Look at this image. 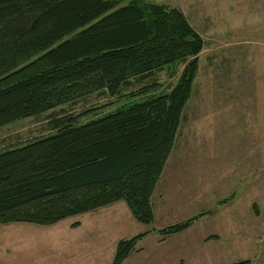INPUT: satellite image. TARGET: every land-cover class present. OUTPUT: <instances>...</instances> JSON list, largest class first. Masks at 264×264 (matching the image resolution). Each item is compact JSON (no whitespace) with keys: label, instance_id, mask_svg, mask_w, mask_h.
<instances>
[{"label":"trees","instance_id":"1","mask_svg":"<svg viewBox=\"0 0 264 264\" xmlns=\"http://www.w3.org/2000/svg\"><path fill=\"white\" fill-rule=\"evenodd\" d=\"M203 48L182 11L163 4L0 0V128L92 94L125 99L84 122L97 110L59 118L49 134L0 150V225L50 226L120 201L137 222L151 224L152 194ZM171 66L182 68L168 92L143 97L148 85L121 93ZM194 219L158 233H181ZM147 233L118 241L111 264H122Z\"/></svg>","mask_w":264,"mask_h":264},{"label":"rangeland","instance_id":"2","mask_svg":"<svg viewBox=\"0 0 264 264\" xmlns=\"http://www.w3.org/2000/svg\"><path fill=\"white\" fill-rule=\"evenodd\" d=\"M144 1L178 8L204 40L191 97L152 194L153 222H137L120 201L98 209L97 217L0 225V264H73L67 258L83 253L111 264L118 241L144 232L122 264H264V0ZM181 68L134 79L121 93L148 85L143 97L168 92ZM121 98L92 94L1 127L0 150L49 134L64 116L97 110L84 122L112 111ZM191 218L179 234L158 233Z\"/></svg>","mask_w":264,"mask_h":264},{"label":"crops","instance_id":"3","mask_svg":"<svg viewBox=\"0 0 264 264\" xmlns=\"http://www.w3.org/2000/svg\"><path fill=\"white\" fill-rule=\"evenodd\" d=\"M115 204V203H114ZM110 206V205H109ZM107 207V206H106ZM103 208H105V207H103ZM97 211H99V210H95V211H92V212H90V213H93L94 214V216H99V214H96V212ZM107 211H109V210H107ZM85 214V213H84ZM81 215V214H80ZM110 215V214H109ZM75 223H77L78 225L77 226H79V222H75ZM77 226H75V227H77ZM73 227V226H72ZM179 234V233H178ZM139 250V249H138ZM137 250V251H138ZM77 256H75V255H73V257H70V258H67V259H70V261H69V263H72L73 262V264H95V262H92L93 261V254L92 253H88V254H85V253H83V254H76Z\"/></svg>","mask_w":264,"mask_h":264}]
</instances>
